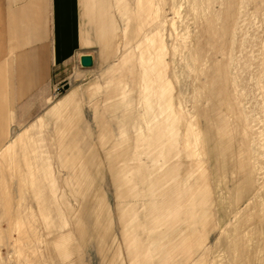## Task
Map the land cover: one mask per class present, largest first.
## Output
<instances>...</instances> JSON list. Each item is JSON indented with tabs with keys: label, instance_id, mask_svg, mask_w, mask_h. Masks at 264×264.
<instances>
[{
	"label": "rangeland",
	"instance_id": "obj_1",
	"mask_svg": "<svg viewBox=\"0 0 264 264\" xmlns=\"http://www.w3.org/2000/svg\"><path fill=\"white\" fill-rule=\"evenodd\" d=\"M94 1L0 109V264H264V0Z\"/></svg>",
	"mask_w": 264,
	"mask_h": 264
},
{
	"label": "crops",
	"instance_id": "obj_2",
	"mask_svg": "<svg viewBox=\"0 0 264 264\" xmlns=\"http://www.w3.org/2000/svg\"><path fill=\"white\" fill-rule=\"evenodd\" d=\"M48 2L52 41L46 48L41 43L43 37L36 33L43 19L38 0H0V109L5 101L12 103L14 99H27L28 91L23 90L22 84L26 80L32 82L30 92L33 93L39 84L45 82L51 63L61 61L73 46L85 47L98 39L96 33L92 35L96 26L94 0ZM103 29L104 25L100 23V34ZM17 60L19 62H15ZM2 117L4 113L1 111Z\"/></svg>",
	"mask_w": 264,
	"mask_h": 264
},
{
	"label": "water",
	"instance_id": "obj_3",
	"mask_svg": "<svg viewBox=\"0 0 264 264\" xmlns=\"http://www.w3.org/2000/svg\"><path fill=\"white\" fill-rule=\"evenodd\" d=\"M77 60L81 69H92L94 66V58L89 53H81Z\"/></svg>",
	"mask_w": 264,
	"mask_h": 264
},
{
	"label": "bare ground",
	"instance_id": "obj_4",
	"mask_svg": "<svg viewBox=\"0 0 264 264\" xmlns=\"http://www.w3.org/2000/svg\"><path fill=\"white\" fill-rule=\"evenodd\" d=\"M33 165V164H32ZM32 171V170H31Z\"/></svg>",
	"mask_w": 264,
	"mask_h": 264
}]
</instances>
